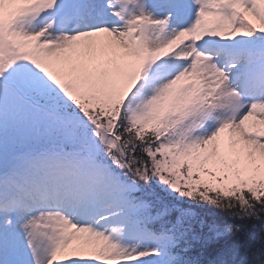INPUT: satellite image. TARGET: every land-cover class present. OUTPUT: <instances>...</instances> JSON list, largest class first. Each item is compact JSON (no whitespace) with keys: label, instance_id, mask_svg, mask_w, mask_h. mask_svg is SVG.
I'll list each match as a JSON object with an SVG mask.
<instances>
[{"label":"snow or ice","instance_id":"obj_1","mask_svg":"<svg viewBox=\"0 0 264 264\" xmlns=\"http://www.w3.org/2000/svg\"><path fill=\"white\" fill-rule=\"evenodd\" d=\"M0 264H264V0H0Z\"/></svg>","mask_w":264,"mask_h":264}]
</instances>
